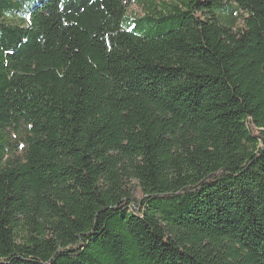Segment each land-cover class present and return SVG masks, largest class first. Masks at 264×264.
Wrapping results in <instances>:
<instances>
[{
  "label": "trees",
  "instance_id": "1",
  "mask_svg": "<svg viewBox=\"0 0 264 264\" xmlns=\"http://www.w3.org/2000/svg\"><path fill=\"white\" fill-rule=\"evenodd\" d=\"M177 1L0 0V264H264V0Z\"/></svg>",
  "mask_w": 264,
  "mask_h": 264
},
{
  "label": "rangeland",
  "instance_id": "2",
  "mask_svg": "<svg viewBox=\"0 0 264 264\" xmlns=\"http://www.w3.org/2000/svg\"><path fill=\"white\" fill-rule=\"evenodd\" d=\"M158 0H155V2H157ZM147 3H153V0H146ZM169 4H173V3H179L177 0H168ZM129 12L131 14H137L138 16H143L144 15V9L142 6H137L134 4H131L128 8ZM221 17V21L224 24H228L230 20H232L234 17H238V14L236 12V4L234 3V1L231 3V5L227 6L225 9V12L220 15ZM240 23V22H238ZM134 197L136 199V202H139L141 200V193H140V189L135 188L134 191Z\"/></svg>",
  "mask_w": 264,
  "mask_h": 264
}]
</instances>
